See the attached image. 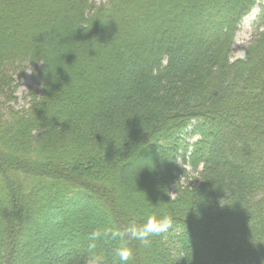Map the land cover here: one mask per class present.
Segmentation results:
<instances>
[{
	"label": "trees",
	"instance_id": "trees-1",
	"mask_svg": "<svg viewBox=\"0 0 264 264\" xmlns=\"http://www.w3.org/2000/svg\"><path fill=\"white\" fill-rule=\"evenodd\" d=\"M256 4L0 0V264H85L92 231L164 214L150 245L94 251L264 264V5L233 59ZM29 63L43 90L19 110L9 71Z\"/></svg>",
	"mask_w": 264,
	"mask_h": 264
},
{
	"label": "rangeland",
	"instance_id": "rangeland-1",
	"mask_svg": "<svg viewBox=\"0 0 264 264\" xmlns=\"http://www.w3.org/2000/svg\"><path fill=\"white\" fill-rule=\"evenodd\" d=\"M96 3H105L108 0H94ZM264 5V0H257L256 6L243 18L240 29L237 32L234 41L233 59L246 57V49L249 45L253 35L256 32L257 24L259 21V15ZM41 63H29L23 70H10L9 73L14 78L15 96L16 100L11 102L12 106L16 109H28L32 99V94L40 96L43 90L42 82L40 80ZM198 137L189 139L193 142ZM178 163L187 169L188 178H182V182L194 181L197 177L196 173H192L191 168L187 163L184 164L183 159H180Z\"/></svg>",
	"mask_w": 264,
	"mask_h": 264
},
{
	"label": "clouds",
	"instance_id": "clouds-1",
	"mask_svg": "<svg viewBox=\"0 0 264 264\" xmlns=\"http://www.w3.org/2000/svg\"><path fill=\"white\" fill-rule=\"evenodd\" d=\"M171 226V219L164 214L159 217L149 215L142 223H137L133 220L122 231L112 230L101 232L94 230L88 237L89 254L85 259V264H104V257L94 251L96 248L95 241L102 237L110 236L112 239L119 238L123 240L127 236L132 240L139 241L143 246H148L151 243L152 237L166 232ZM115 256L118 258L119 264H127L131 256V250L124 246L118 247L115 249Z\"/></svg>",
	"mask_w": 264,
	"mask_h": 264
}]
</instances>
